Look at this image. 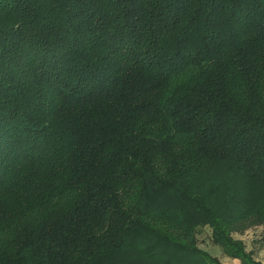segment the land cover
Wrapping results in <instances>:
<instances>
[{"label": "trees", "instance_id": "16d2710c", "mask_svg": "<svg viewBox=\"0 0 264 264\" xmlns=\"http://www.w3.org/2000/svg\"><path fill=\"white\" fill-rule=\"evenodd\" d=\"M259 226L264 0H0V264H262Z\"/></svg>", "mask_w": 264, "mask_h": 264}, {"label": "rangeland", "instance_id": "374dc122", "mask_svg": "<svg viewBox=\"0 0 264 264\" xmlns=\"http://www.w3.org/2000/svg\"><path fill=\"white\" fill-rule=\"evenodd\" d=\"M235 237L245 243L248 253L258 252L259 249H263L262 253L259 255V259H261V257L264 258V245L262 244V242L264 243V226L252 228L243 235L237 234ZM198 244L201 249H204L213 258L221 252V249L212 242L211 230L209 228L199 234ZM221 255H223L222 252Z\"/></svg>", "mask_w": 264, "mask_h": 264}, {"label": "crops", "instance_id": "0c3cea01", "mask_svg": "<svg viewBox=\"0 0 264 264\" xmlns=\"http://www.w3.org/2000/svg\"><path fill=\"white\" fill-rule=\"evenodd\" d=\"M262 251H263V249H259L258 252H254V258L256 261L264 264V258L261 257V259H259V255L262 253ZM221 252H222V250H221ZM221 252L218 255H215V258L219 260L220 264H242V262L240 260L230 258V257L226 256L223 252H222L223 255H221Z\"/></svg>", "mask_w": 264, "mask_h": 264}]
</instances>
